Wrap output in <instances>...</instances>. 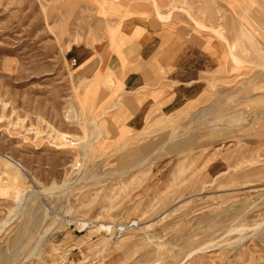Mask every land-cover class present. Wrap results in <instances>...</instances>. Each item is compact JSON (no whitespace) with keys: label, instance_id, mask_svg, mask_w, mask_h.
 <instances>
[{"label":"rangeland","instance_id":"1","mask_svg":"<svg viewBox=\"0 0 264 264\" xmlns=\"http://www.w3.org/2000/svg\"><path fill=\"white\" fill-rule=\"evenodd\" d=\"M155 1L0 0V264H264V0ZM158 12L180 97L134 130L126 32Z\"/></svg>","mask_w":264,"mask_h":264},{"label":"crops","instance_id":"2","mask_svg":"<svg viewBox=\"0 0 264 264\" xmlns=\"http://www.w3.org/2000/svg\"><path fill=\"white\" fill-rule=\"evenodd\" d=\"M139 22L141 23H135L126 32L128 40L140 51L139 55L135 56L134 63L128 65L131 70L126 71L118 93V99L123 101V108L115 116L119 124L125 123L134 130L142 128L148 116L158 107L166 109L177 103L180 97L178 92L167 102V90L173 85L170 83L182 80L176 77L174 72H171V77H167L170 81L163 75L168 69L174 68L176 57L179 56L175 46H167V29L163 26L165 22H161V19L158 25L151 19H141ZM125 66L118 65V74L123 73L122 68ZM188 73L185 72V75Z\"/></svg>","mask_w":264,"mask_h":264},{"label":"bare ground","instance_id":"3","mask_svg":"<svg viewBox=\"0 0 264 264\" xmlns=\"http://www.w3.org/2000/svg\"><path fill=\"white\" fill-rule=\"evenodd\" d=\"M238 1L239 0H236L235 2L236 3H238ZM240 3H241V7H235V8H233L232 9V13H233V15H235V14H238V13H240L241 12V10H242V1H239ZM154 3L156 4V1L154 0ZM185 11V10H184ZM241 14V13H240ZM158 16H159V18H161V20H168V18H169V15H163V14H161V13H159L158 12ZM193 20V19H192ZM196 23V22H195ZM197 25V24H196ZM201 25V24H200ZM203 25V24H202ZM197 26H199V25H197ZM204 26V25H203ZM205 27H207L206 25H205ZM199 28H200V26H199ZM218 28H220V29H213V28H211V29H213L214 31H215V34L218 36V38H221V40L222 39H224L225 41L227 40V37H226V35H225V33H224V27L222 26V25H220ZM203 29V28H202ZM214 33V32H213ZM233 60H235L236 62H239L240 64H242L240 61H238V59L236 58V57H234V59ZM236 62H235V64H236ZM238 64V63H237ZM239 65V64H238ZM199 119V118H198ZM241 120L243 121V118L242 117H240V116H235V117H233V119L231 120V121H235V122H241ZM171 139V138H170ZM69 143H72L71 141L69 142ZM73 145H75V144H73ZM76 146V145H75ZM78 146V145H77ZM86 148V147H85ZM87 150L88 149H86L84 152H82V153H85L86 154V152H87ZM89 153V152H88ZM85 154H84V156H85ZM88 156V155H87ZM86 158V157H85ZM85 160V159H84ZM85 162V161H84ZM1 189V188H0ZM2 190V189H1ZM21 193H22V191H20ZM24 197H25V195H23ZM23 196H22V199L21 200H23ZM25 199V198H24ZM21 202H23V201H21ZM22 204V203H21ZM76 222V221H75ZM4 225V224H3ZM258 225V224H257ZM264 225V224H263ZM24 226V225H23ZM238 228H240V229H242L241 227H238ZM248 230H249V228H248ZM258 229L256 228V231H257ZM23 231V230H22ZM231 231H233V230H231ZM237 231V230H236ZM240 232V231H239ZM244 232V231H243ZM27 233L29 234V230L27 231ZM237 233V232H236ZM25 234V233H24ZM28 236V235H27ZM32 239L33 238H27L26 240H23L22 242H20V239H19V235H17L16 236V238H14L13 239V241L11 242V245L12 246H19V247H26V248H29L30 247V242L32 241ZM223 239V238H222ZM221 239V240H222ZM26 241H28V244H26V246H25V244H24V246H23V243L24 242H26ZM225 241V240H224ZM238 241V240H237ZM239 242V241H238ZM214 243V242H213ZM213 243H211V244H213ZM234 243V242H233ZM215 244V243H214ZM232 244V243H231ZM217 245V244H216ZM29 246V247H28ZM210 246V245H209ZM208 246V247H209ZM206 247H207V245H206ZM208 249V248H207ZM202 251V250H201ZM200 251V252H201ZM208 251V250H207ZM36 253V251L34 250V248L33 249H30L29 250V252H28V255L31 257V256H34V254ZM3 258H5V257H3ZM2 258V259H3ZM12 258V257H11ZM1 264H4L3 263V260H1ZM21 264H25L24 262L23 263H21Z\"/></svg>","mask_w":264,"mask_h":264}]
</instances>
